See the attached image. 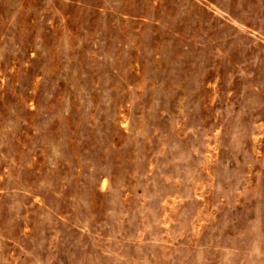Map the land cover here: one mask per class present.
Returning a JSON list of instances; mask_svg holds the SVG:
<instances>
[{"label":"rangeland","instance_id":"obj_1","mask_svg":"<svg viewBox=\"0 0 264 264\" xmlns=\"http://www.w3.org/2000/svg\"><path fill=\"white\" fill-rule=\"evenodd\" d=\"M0 264H264V0H0Z\"/></svg>","mask_w":264,"mask_h":264}]
</instances>
